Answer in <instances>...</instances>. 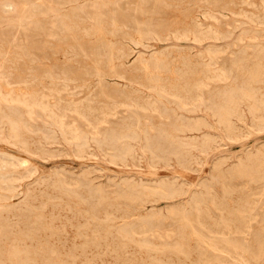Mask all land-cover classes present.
<instances>
[{"label":"rangeland","instance_id":"374dc122","mask_svg":"<svg viewBox=\"0 0 264 264\" xmlns=\"http://www.w3.org/2000/svg\"><path fill=\"white\" fill-rule=\"evenodd\" d=\"M0 5V264H264V0Z\"/></svg>","mask_w":264,"mask_h":264},{"label":"bare ground","instance_id":"6f19581e","mask_svg":"<svg viewBox=\"0 0 264 264\" xmlns=\"http://www.w3.org/2000/svg\"><path fill=\"white\" fill-rule=\"evenodd\" d=\"M10 1V0H9ZM206 2H208V1H206ZM1 6V5H0ZM4 6H7V7H9L10 8V11H11V8L12 9H16V5L14 4V3H12V2H8V3H6L5 5H3V7ZM21 7V6H20ZM8 8V9H9ZM4 9H6L5 7H4ZM7 12V11H6ZM3 13V12H2ZM5 13V12H4ZM12 14H14V13H12ZM101 26V25H100ZM113 53V52H112ZM111 53V54H112ZM199 58V57H198ZM114 63V62H113ZM111 69V68H110ZM60 91V90H59ZM112 96V95H111ZM110 97V96H109ZM3 99V98H2ZM4 101V100H3ZM6 101V100H5ZM5 103V102H4ZM8 104V103H7ZM41 105V104H40ZM28 106V105H27ZM26 107V106H25ZM153 109V108H152ZM156 109V108H155ZM164 109V108H163ZM75 111V110H74ZM157 111V110H156ZM167 111V110H166ZM34 113V112H33ZM104 113V112H103ZM135 114V113H134ZM31 116V115H30ZM63 116V115H62ZM78 116V115H77ZM54 117V116H53ZM60 117V116H59ZM104 117V116H103ZM107 117V116H106ZM225 121H228V119L226 120L225 118H226V116H225V118L224 117H222ZM161 119H163V118H161ZM138 120V119H137ZM223 120V122L224 123H226L225 121ZM54 121V120H53ZM85 122V121H84ZM60 123V122H59ZM62 126V125H61ZM88 126V125H87ZM98 126V125H97ZM67 128V127H66ZM94 128V127H93ZM60 129H61V127H60ZM63 130V129H62ZM69 130V129H68ZM77 131V130H76ZM63 132V131H62ZM72 132V131H71ZM146 132V131H145ZM74 133V132H73ZM65 134V133H64ZM68 134H70V133H68ZM76 134H77V132H76ZM91 136V135H90ZM66 137V136H65ZM95 137H97V136H95ZM66 139V138H65ZM65 141V140H64ZM74 141V140H73ZM173 150V149H172ZM9 163V162H8ZM7 163V164H8ZM253 198V197H252ZM252 201V200H251ZM184 214H185V212H183ZM182 213V214H183ZM185 215H187V214H185ZM183 217V216H182ZM188 217V216H187ZM186 220H187V218H185ZM184 219V221H186ZM183 220V219H182ZM190 222V221H189ZM254 223V222H253ZM193 234V233H192ZM243 236V235H242ZM169 237V236H168ZM200 240V239H199ZM225 240V239H224ZM201 241V240H200ZM243 242V241H242ZM251 242V241H250ZM205 243V242H204ZM204 243H203V245H204ZM227 244H228V242H227ZM206 245V244H205ZM209 245V244H208ZM228 246H229V244H228ZM237 246V245H236ZM207 248V247H206ZM237 248V247H236ZM239 248H241V247H239ZM244 248V247H243ZM247 248V247H246ZM213 249V248H212ZM238 249V248H237ZM240 250V249H239ZM224 252V251H223ZM222 252V253H223ZM231 252V251H230ZM238 254V253H237ZM228 256H229V254H228ZM232 257V256H231ZM216 258V257H215ZM228 258V257H227ZM230 258V257H229ZM245 259V258H244ZM257 260V259H256Z\"/></svg>","mask_w":264,"mask_h":264}]
</instances>
